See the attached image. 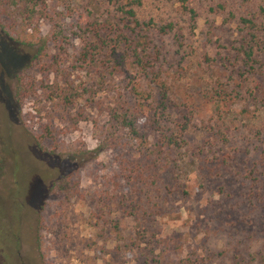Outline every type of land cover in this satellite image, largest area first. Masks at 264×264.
I'll return each mask as SVG.
<instances>
[{"label": "rangeland", "instance_id": "rangeland-1", "mask_svg": "<svg viewBox=\"0 0 264 264\" xmlns=\"http://www.w3.org/2000/svg\"><path fill=\"white\" fill-rule=\"evenodd\" d=\"M40 6L46 16L15 31L0 17V264H264V0H144L141 66L96 24L126 23L118 0ZM23 78L35 93L18 102ZM160 81L171 122L191 120L174 168L147 180L151 160L123 164L100 142L113 107L142 109L145 125ZM68 84L72 104L52 92ZM68 174L71 199L52 188Z\"/></svg>", "mask_w": 264, "mask_h": 264}, {"label": "trees", "instance_id": "trees-1", "mask_svg": "<svg viewBox=\"0 0 264 264\" xmlns=\"http://www.w3.org/2000/svg\"><path fill=\"white\" fill-rule=\"evenodd\" d=\"M144 0H127L123 3L122 0H118V10L124 13V18L122 22H126L122 25V23H114L109 21V19L101 22H96L97 26L102 27L99 30H106L107 32H113L116 34L114 39L115 48L124 49V53L131 52V56L134 57V61L138 66L145 65V45L142 41H139L141 34L136 32L137 28L144 25L146 27H151V22L143 23L137 17L136 8L143 4ZM41 0H0V17L6 18L8 20L10 28L15 31L17 30V26L21 27L22 25H27L29 22H34L35 16H46L45 8H41L40 6ZM191 13L195 15V11L191 9ZM63 15V11L57 14L58 17ZM128 20V21H125ZM243 22L249 23V26H255L254 19L242 18ZM135 22L136 27L131 28L134 31V37L128 35L126 28L128 27L129 22ZM31 23V24H32ZM8 27V25H6ZM56 26H58L56 24ZM5 28V27H4ZM162 33H168L174 30V25L172 23L162 25L159 27ZM63 29L57 31L55 36L57 38L62 37ZM109 35V34H108ZM47 41L43 47H46ZM41 47L38 52L34 54L32 57V61L38 59L45 52V48ZM245 53L248 59H252L254 55V47H248L245 49ZM89 51L85 54V59H88ZM91 58V57H90ZM95 62L93 58L88 60V64L92 65ZM68 85H57L55 90H53L54 97L60 99V101L64 104H72V99L74 93L69 89ZM35 83L31 79H20L17 86V100L18 102H22V100L30 95L35 93ZM134 88V87H133ZM157 99L158 105L153 106L151 109V113L146 117L145 125H140L139 119L141 115V110L138 107L132 106V109L129 107H125L124 105L120 107H113L110 109V120L108 123V129L106 131H102L104 134L101 135V148H108V146H113L114 149L120 151L119 158H123V154L126 155L127 158L122 159L121 163H130L131 159L134 157H144L145 159L151 160L150 164H146L150 172L153 174L151 177L147 178V180L152 177H158L160 175V169L158 170L159 165L167 169H173L174 166L170 160L171 153L175 154L179 149V142L177 140V134L183 132L188 128V123L191 119H187L185 122L179 120L175 123L171 122V118L175 113V105L174 100L171 97V92L169 86H167L166 82H158L157 83ZM137 90V89H133ZM138 92V90H137ZM74 102V101H73ZM148 128L151 132L153 131L156 135L159 134L158 140L153 143L150 142L147 138L144 140V129ZM142 129V131H141ZM152 132V133H153ZM153 133V134H154ZM46 136L53 137V130L47 129ZM144 140L142 145H144V149L142 148H134V141L136 138H140ZM133 142V143H132ZM129 146V148L127 147ZM169 157V158H168ZM163 160V161H162ZM162 162V163H161ZM143 164L139 165L141 167ZM131 166H126L125 168L130 169ZM139 181L143 178V172L139 171L138 173ZM72 174H68L66 176H62L60 179L55 181L52 187L56 190H62L66 192V196L71 199L75 194V187L72 180ZM136 179L135 181H137Z\"/></svg>", "mask_w": 264, "mask_h": 264}]
</instances>
